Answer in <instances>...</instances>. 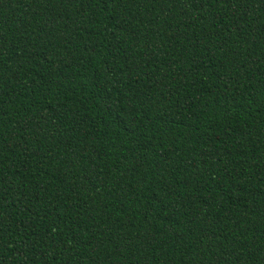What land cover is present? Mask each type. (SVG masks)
<instances>
[{"label": "trees", "instance_id": "trees-1", "mask_svg": "<svg viewBox=\"0 0 264 264\" xmlns=\"http://www.w3.org/2000/svg\"><path fill=\"white\" fill-rule=\"evenodd\" d=\"M0 264H264V0H0Z\"/></svg>", "mask_w": 264, "mask_h": 264}]
</instances>
